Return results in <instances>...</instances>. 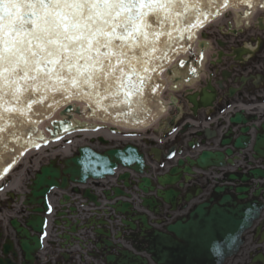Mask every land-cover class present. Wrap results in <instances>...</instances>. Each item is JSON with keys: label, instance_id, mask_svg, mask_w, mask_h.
<instances>
[{"label": "water", "instance_id": "water-1", "mask_svg": "<svg viewBox=\"0 0 264 264\" xmlns=\"http://www.w3.org/2000/svg\"><path fill=\"white\" fill-rule=\"evenodd\" d=\"M168 55L173 59L175 52ZM218 84L222 87L221 82ZM208 88L210 93L206 94L207 90L203 89L202 93L187 95L195 111L198 107L212 105L216 90L211 84ZM71 102L88 106L87 101L83 100ZM67 103L63 102L60 107L36 116L39 123L35 127L39 126L45 137L48 136V122L55 114L59 116L60 110ZM72 108V105H68L63 113H70ZM77 112H81L79 108ZM91 112L93 114L92 109ZM149 114L142 124L157 116L151 112ZM84 115L75 116V121L112 125L107 120L100 121L98 114L95 118L88 117L87 113ZM121 117L133 120L138 114L134 117ZM109 120L117 122L118 119ZM251 120L240 111L231 115L229 130L222 138L212 141L214 138L209 135L210 129L207 128L208 134L203 137L199 132L197 136L201 139L184 140L178 150V144L167 152L154 147L150 155H154L153 160L158 166L162 162L168 165L164 171L147 164L144 153L131 143L103 152L85 144L78 148L75 155L60 160L54 158L42 165L28 186L29 193L23 200L22 194L17 199L22 200L28 215L10 220V228L16 232L24 256L22 264L33 263L49 231L55 235L49 241L50 245L59 244L66 250L78 248L77 255L84 264H95L96 260L105 261L106 264H221L239 250L243 232L256 219L260 220L257 233L262 234L263 238L264 184L254 185L249 181L252 177H264V169L256 167L247 173L239 169L223 174L219 169L235 164L232 156L247 147L252 138L249 132L253 131H256L255 151L259 157L264 158V136L260 135L264 131V121L257 125L249 123ZM53 125L54 129L49 130L54 136L60 131L77 128L64 120ZM233 128H237L234 133ZM100 139L108 143L104 138ZM9 144L10 139L6 149L0 147V178L6 173L2 170L10 169L18 157ZM8 152L14 156L7 160L3 155L6 156ZM6 160L7 163L2 164ZM119 164L129 168V171L119 176V180H124L125 186L132 188L130 192L115 186L103 191V196L99 197L91 188L81 191L78 187L89 179L113 175ZM211 170L221 176L215 178L217 183L205 175ZM52 191L56 192V210L52 208L49 198ZM202 193L209 194V198L197 203L188 214L177 215L188 209ZM74 194H80L84 200L81 202L82 208H91L88 217H80V213H86V210L79 211L75 203L80 200L73 199ZM119 196L130 200L117 199ZM49 213H52L51 218L46 216ZM2 237L3 231H0L2 252L18 259L15 244L8 238L1 243ZM62 256L68 262L71 255L64 251ZM0 264L17 263L11 257L6 261L0 257Z\"/></svg>", "mask_w": 264, "mask_h": 264}, {"label": "snow or ice", "instance_id": "snow-or-ice-1", "mask_svg": "<svg viewBox=\"0 0 264 264\" xmlns=\"http://www.w3.org/2000/svg\"><path fill=\"white\" fill-rule=\"evenodd\" d=\"M241 4L253 0H0V147L31 137L34 117L63 102L87 101L105 119L149 111L159 61Z\"/></svg>", "mask_w": 264, "mask_h": 264}, {"label": "flooded vegetation", "instance_id": "flooded-vegetation-1", "mask_svg": "<svg viewBox=\"0 0 264 264\" xmlns=\"http://www.w3.org/2000/svg\"><path fill=\"white\" fill-rule=\"evenodd\" d=\"M264 0H253L252 7L241 4L239 7H227L216 18L209 20L191 39L185 38V46L180 50L173 68L166 72L182 73L181 78L189 81V94L198 89L215 85L217 89L214 107L195 115L190 106L188 121L194 125L199 118L208 119L210 113L219 115L216 130L220 131L223 119L229 109L248 110V116H264ZM177 60V61H176ZM168 64H165L166 66ZM163 67V66H162ZM203 70L202 74L200 72ZM198 71V76L196 75ZM218 82L222 83V87ZM261 135L264 132L260 133ZM143 139H149L143 137ZM251 151L243 157L251 156ZM253 240V239H252ZM251 237L247 234L241 251L228 258L224 264H262L256 258L264 256V248L255 251Z\"/></svg>", "mask_w": 264, "mask_h": 264}, {"label": "rangeland", "instance_id": "rangeland-1", "mask_svg": "<svg viewBox=\"0 0 264 264\" xmlns=\"http://www.w3.org/2000/svg\"><path fill=\"white\" fill-rule=\"evenodd\" d=\"M80 143V142H79ZM112 144L117 143V141H113L111 142ZM63 147V144H59L58 148ZM52 149H50L49 151H51ZM46 153H48V150L42 151V152H34L33 154H30V156H28L26 158L25 161L22 165H20L17 170H19L21 167L25 166L26 170L23 172V176L21 179V183H20V187L22 189H25L27 182L30 181L36 172V167L39 166V164H43L46 163L49 159L50 156L46 155ZM18 171L15 172V174H13L9 179L14 178L16 175H18Z\"/></svg>", "mask_w": 264, "mask_h": 264}, {"label": "bare ground", "instance_id": "bare-ground-1", "mask_svg": "<svg viewBox=\"0 0 264 264\" xmlns=\"http://www.w3.org/2000/svg\"><path fill=\"white\" fill-rule=\"evenodd\" d=\"M223 9H225L224 7H223ZM222 9V11H224ZM175 57V56H174ZM95 132H97V131H93V130H90V131H87L86 133H87V135H91V134H94ZM72 134H68V136H71ZM73 136V135H72ZM59 143V142H58ZM57 144V143H56ZM56 144H54V145H56ZM28 153H27V156L28 155H30L31 153H33V150L32 149H30V151H27Z\"/></svg>", "mask_w": 264, "mask_h": 264}]
</instances>
